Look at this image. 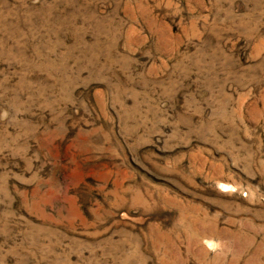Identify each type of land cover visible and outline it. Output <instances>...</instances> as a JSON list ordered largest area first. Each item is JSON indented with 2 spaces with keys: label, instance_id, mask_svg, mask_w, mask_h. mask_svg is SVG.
Here are the masks:
<instances>
[{
  "label": "rangeland",
  "instance_id": "obj_1",
  "mask_svg": "<svg viewBox=\"0 0 264 264\" xmlns=\"http://www.w3.org/2000/svg\"><path fill=\"white\" fill-rule=\"evenodd\" d=\"M0 264H264V0H0Z\"/></svg>",
  "mask_w": 264,
  "mask_h": 264
}]
</instances>
